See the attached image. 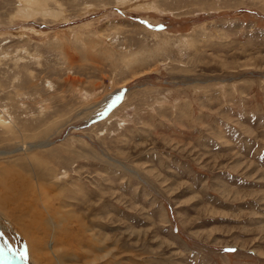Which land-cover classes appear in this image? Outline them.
<instances>
[{"label": "rangeland", "instance_id": "1", "mask_svg": "<svg viewBox=\"0 0 264 264\" xmlns=\"http://www.w3.org/2000/svg\"><path fill=\"white\" fill-rule=\"evenodd\" d=\"M0 153V264H264V0H0Z\"/></svg>", "mask_w": 264, "mask_h": 264}, {"label": "bare ground", "instance_id": "2", "mask_svg": "<svg viewBox=\"0 0 264 264\" xmlns=\"http://www.w3.org/2000/svg\"><path fill=\"white\" fill-rule=\"evenodd\" d=\"M1 154V153H0ZM3 155H5V153H2ZM1 154V155H2ZM2 155V156H3ZM7 155H9V154H7ZM28 182V181H27ZM2 183H6L5 184V187L6 188H8L9 189V187L11 186V183L12 182H6V181H2V180H0V189L2 190V188H1V186H2ZM12 193V192H11ZM3 195V194H2ZM9 196V195H8ZM11 196V195H10ZM9 199H10V197H9ZM13 201V200H12ZM6 203H7V199L5 198V200L4 201H2V196H0V206L1 207H3V206H5L6 205ZM12 205V204H11ZM8 206V205H7ZM13 206V205H12ZM9 207V206H8ZM14 207V206H13ZM11 208V207H10ZM14 212V211H13ZM20 219V218H19ZM21 219H23V218H21ZM17 220H18V218H17ZM24 220V219H23ZM20 221V220H19ZM27 222V221H26ZM23 223V222H22ZM28 228V227H27ZM44 228V227H43ZM31 235V234H30ZM75 235V234H74ZM76 237V236H75ZM73 239H75L74 237H73ZM72 240V239H71ZM76 240V239H75ZM75 242V241H74ZM72 243V242H71ZM59 244V243H58ZM33 247V246H32ZM34 252V251H33ZM52 252V251H51ZM57 253H58V251H57ZM54 258L53 259H55V256H53ZM39 258V257H38ZM38 260V259H37ZM53 261H55V260H53Z\"/></svg>", "mask_w": 264, "mask_h": 264}]
</instances>
